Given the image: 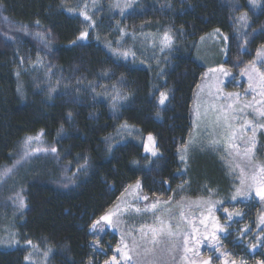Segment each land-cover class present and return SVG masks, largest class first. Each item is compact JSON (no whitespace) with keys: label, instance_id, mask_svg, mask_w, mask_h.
Listing matches in <instances>:
<instances>
[{"label":"trees","instance_id":"obj_1","mask_svg":"<svg viewBox=\"0 0 264 264\" xmlns=\"http://www.w3.org/2000/svg\"><path fill=\"white\" fill-rule=\"evenodd\" d=\"M128 4L0 0V179L12 169L0 189V225L47 253L46 264H104L117 234L97 237L91 225L124 191L139 182L148 199L168 198L187 181L179 151L205 71L194 56L200 37L224 35L222 63L233 80L264 48V0ZM81 32L88 33L82 41ZM166 33L168 47L151 42ZM28 137L49 151L31 154ZM16 194L23 207L11 204ZM244 209L229 221L216 213L225 229L218 249L264 264V227L256 225L261 203ZM12 247H0V264H33L23 244ZM206 248L204 254L215 252Z\"/></svg>","mask_w":264,"mask_h":264},{"label":"rangeland","instance_id":"obj_2","mask_svg":"<svg viewBox=\"0 0 264 264\" xmlns=\"http://www.w3.org/2000/svg\"><path fill=\"white\" fill-rule=\"evenodd\" d=\"M128 6V0H114V8L121 9ZM164 36L152 35L150 40L155 41L159 47H165ZM145 41L139 43H146ZM261 52L264 53V48ZM194 56L205 67V71L192 106V130L185 146L179 151L180 160L182 155L186 157V161H181L182 172L187 175V181L174 189L168 198L144 199L145 196L136 186L127 188L118 202L106 213H116L112 219L118 221L117 226L113 228L104 224L103 232L98 226L94 233L95 236L102 237L108 230H113L117 234L115 247L119 246L123 249V245L127 244L128 249L124 251L131 250L134 264H200L202 259L209 257L211 264H232V261L236 264H255L236 252L220 249L217 251L216 248L220 246L219 240L218 242L212 240L211 233L214 231L213 217L220 225L216 213L221 211L222 216L229 221L228 213L223 211L224 208H227L232 216L238 217L236 213L242 216L244 208L249 209L253 202L261 203V209L256 215V225L264 227V224L260 223V218L264 216V201L255 195V190L252 191L250 198L237 196L236 200L232 199L237 188L242 187L240 180L252 174V166L264 165V127H260L264 125V117L259 115L260 111H264V81L260 78V73H264V56H258L254 64L258 72H253V65H250L243 71L241 79L233 80L230 77L231 73L222 63L226 57L224 35L214 31L199 38ZM221 66L228 75L220 71H209V69H219ZM218 116L219 124L216 123ZM225 116L228 117L231 129L225 125ZM246 122L247 127H245ZM233 131L236 133V138L230 139V133ZM214 141L216 143H213ZM31 144L34 146L31 154L38 153L34 151L39 149L38 141L32 140ZM230 144H236L239 148L233 149ZM147 145L149 148L153 147L152 141L148 140ZM246 147L253 149L247 158L242 155ZM238 151L241 154L238 155ZM241 169H244L243 176ZM6 178L5 174L0 179V189ZM21 199L22 196L16 194L11 204H21ZM154 203L156 207L152 208L151 205ZM242 204H245L244 208H241ZM210 207L211 213H209ZM202 219L207 224V228L201 224ZM169 226L177 234L171 237L157 235V243L154 245L150 229L163 228L167 232ZM194 228L198 231L194 232ZM218 234L219 232L216 233L217 236ZM185 235L189 237L187 245L189 251H185ZM197 241L200 243L197 244ZM134 243L135 248H133ZM19 244H23L28 249L26 258L29 262L47 263V255L38 246L32 242L28 244L19 240L17 232L10 224L0 225V247L11 248ZM210 244L215 245V248L209 247ZM205 247L215 252L204 254ZM197 249L199 256L195 254ZM113 255L120 256L115 251L111 256ZM121 264L124 262L122 261Z\"/></svg>","mask_w":264,"mask_h":264},{"label":"snow or ice","instance_id":"obj_3","mask_svg":"<svg viewBox=\"0 0 264 264\" xmlns=\"http://www.w3.org/2000/svg\"><path fill=\"white\" fill-rule=\"evenodd\" d=\"M254 2V0H253ZM119 5H117L118 7ZM81 15L84 16V19L85 20H90L91 18L84 12H81ZM242 20L246 19V17L242 16L241 17ZM88 33L87 32H81L80 36L78 37V40H84L86 37H87ZM164 42L166 44V46L170 45L171 43V38L168 36V34L166 33L165 36H164ZM75 43V42H74ZM124 55H127V53H125ZM257 55L258 56H264V53L262 52H257ZM210 72H215V71H220L222 72L224 75H228V73L225 71V69L221 66L219 69H209ZM252 71L253 72H258V69L255 68V66L253 65V68H252ZM250 79L252 78L251 76L249 77ZM260 78H261V81H264V73H260ZM168 99V97L166 96V94L164 93H161L160 95V99H159V103L161 105H164L165 104V101ZM197 115H199V108H197ZM259 115L261 117H264V111H260L259 112ZM224 122H225V125L231 129V125L228 124V117L225 116L224 117ZM216 123L219 124L220 123V117L218 116L216 118ZM248 124L247 122L245 123V127H247ZM260 127H264V125H260ZM253 131H255V127H253ZM42 134V133H41ZM236 138V133L233 131L230 133V139H234ZM34 138L33 137H28L25 141V145L27 146L28 144L31 143V141L33 140ZM35 139H39V136L36 137ZM148 140L149 141H153V137L152 136H149L148 137ZM213 143H216L215 141ZM252 144H253V147H254V144H255V141L253 140L252 141ZM230 147L233 148V149H238L239 146L236 145V144H230ZM252 148H248L246 147L244 150H243V153L242 155L247 158L249 156V154L252 152ZM35 152H39V151H49V149H35L34 150ZM51 152L55 153L56 152V149L53 147L50 149ZM146 151H151L152 152V155H156V151H154L153 149H149L146 147ZM237 154H241L239 151L237 152ZM30 155V153L28 151H25L24 152V157L23 158H26ZM22 158V159H23ZM181 160L182 161H186V157L184 155L181 156ZM17 164L21 163L20 160L16 161ZM15 166V165H14ZM253 170H252V174L250 176H247V177H244L240 180V183H241V188H237L236 190V193L235 195L232 197L233 200H236V197L237 196H243L245 198H250L251 195H252V191L255 190V195L257 197L260 198L261 201H264V165H253L252 166ZM12 172V169L9 168V169H6L5 170V173L4 174H8V173H11ZM241 173H242V176H243V173H244V169H241ZM251 181V183H247V181ZM139 182H137V185L136 187L139 188ZM144 199H147V197H144ZM207 203V202H205ZM218 203H221V202H218ZM21 207H23V200L21 199ZM152 208H155L156 207V204H152L151 205ZM136 211H140V209H136ZM223 211L225 213H228V218L231 219L232 217V213H229L228 212V209L227 208H224ZM212 212V208L210 207L209 208V213ZM116 213H108L106 215H103L100 217L99 220H96L92 225V229L93 230H96L97 227L99 226V230L101 232L104 231V224H107V225H110L111 227L115 228L117 226V223L118 221H113L112 217L115 216ZM181 215H183V213H181ZM237 216L241 215L240 213H236ZM104 222V223H102ZM201 224H204L205 228H207V224H205V221L202 219L201 221ZM260 223L264 224V216H262L260 218ZM161 224H163V221H161ZM214 231L211 233V239L214 240V241H217L219 240L218 236L216 235L217 232H220V233H223L225 231L224 227L219 225L217 222H215V218L213 217V225H212ZM150 231L152 232V243L155 245L157 243V235H166V236H174L176 235L177 233H174L172 230H171V227L169 226L167 232L164 231L163 228L161 229H150ZM193 231H198V229H193ZM245 231H247V229H245ZM205 239H207V236H205ZM259 239V237H258ZM188 242H189V237L187 235H185L184 237V244H185V251H189L190 249L187 248V245H188ZM28 244H31V241H28L27 242ZM123 243V241H122ZM200 241H197V244H199ZM97 245H98V242H97ZM136 245L135 243L133 244V248H135ZM209 247H213L215 248V245H212L210 244ZM253 248H255V245L252 246ZM124 249H128V245L127 244H124L123 245V249L121 247H117L115 249V252L119 253L120 256L118 257L117 255H113L111 256L108 260H106L104 262V264H121V262L123 261L124 264H134V261H133V257L132 255L130 254V251H124ZM217 251H219V249L217 248L216 249ZM102 251V249H101ZM147 252V250H146ZM197 256H199V250L197 249L196 253H195ZM45 255H47V253H45ZM200 264H211V257H209L208 259H202ZM232 264H236L235 261H232Z\"/></svg>","mask_w":264,"mask_h":264}]
</instances>
